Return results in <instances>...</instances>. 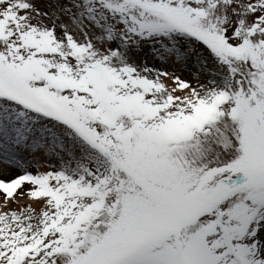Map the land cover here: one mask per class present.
<instances>
[{
  "label": "snow or ice",
  "instance_id": "6c2138e0",
  "mask_svg": "<svg viewBox=\"0 0 264 264\" xmlns=\"http://www.w3.org/2000/svg\"><path fill=\"white\" fill-rule=\"evenodd\" d=\"M0 264H264V0H0Z\"/></svg>",
  "mask_w": 264,
  "mask_h": 264
}]
</instances>
